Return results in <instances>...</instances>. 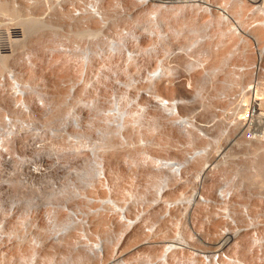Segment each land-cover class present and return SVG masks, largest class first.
Masks as SVG:
<instances>
[{"label": "rangeland", "instance_id": "rangeland-1", "mask_svg": "<svg viewBox=\"0 0 264 264\" xmlns=\"http://www.w3.org/2000/svg\"><path fill=\"white\" fill-rule=\"evenodd\" d=\"M69 4L70 0H0V119L9 118L8 114L21 115L7 91L10 88L16 94L21 106L24 94L13 85L15 74L22 83H32L39 92L36 95L42 94L40 97L49 90L55 97L52 106L58 111L89 114L93 118L89 124L92 130L105 126V114L112 111V123L121 126L124 120L127 142L121 141L122 135L117 130L101 137L97 132H87L78 139L70 125L65 131L51 135L43 119H35L33 123L23 116L17 121L21 128L15 127L16 133L7 138L10 153L0 162V227L6 219L19 224L21 231H14V235L30 237L34 247L15 246L13 254L17 262L13 264H25L27 256L33 258L34 264L107 263L117 248L126 252L149 240L161 243L171 238L184 239L192 248L201 249L205 248V241L207 249L212 250L225 241H221V235L230 236L229 231L236 229L241 232L231 239L233 243L228 246L231 244L233 248L228 253L249 264H264V139L262 145L240 142L225 146L223 137V130L232 127L238 117L245 87L252 86L247 85L249 74L240 76L233 69L235 63L242 62V56L238 52L233 54L228 70L211 71L207 80L201 72L193 71L207 64L205 58L202 60L204 54L198 51L202 46L211 44L214 50L219 48V28L207 27L194 35L198 41L192 47L181 48L178 44L157 51L169 77L162 82L146 80L145 68L153 65L154 52L146 55L143 63L126 60L123 55L126 48H156L157 39L150 33H140L139 26L150 25L147 16L158 12L170 27H161L162 39L171 41L181 16L197 18L203 14L201 10L178 8L175 12L182 10L172 17L175 12L148 6L136 10L128 19L122 11L132 9V0H80L82 17L74 19L67 11ZM91 5L103 19L91 14L88 9ZM231 7L232 14L239 18L247 10L240 2ZM32 19L39 24L33 33L28 30ZM123 28L136 30L141 36L127 37ZM183 29L179 40L188 35ZM82 30L92 33L84 37L74 35ZM68 36L79 47L91 48L96 54L101 52L105 59L99 63L110 75L104 81L99 77L94 81V74V84L82 88V93H90L95 99L83 97L82 102L72 106L62 101L66 91L61 80L67 79L69 73L52 66L47 57L48 48H59ZM211 57L215 59V55ZM180 58L192 61V67L177 64L176 59ZM151 70L148 68L146 73ZM239 77L243 84L235 81ZM176 78L185 83L192 79V85L189 88L173 85L171 80ZM157 96L191 100L190 107L182 108V112L192 113L198 135L209 132L208 136L216 143L208 146L195 136L186 137L179 126L172 125L169 118L157 111L154 101ZM35 98H28L27 103L35 113L42 112L43 101ZM205 124L206 131L202 126ZM20 140L25 142L24 148L19 147ZM204 146L208 148L206 161L211 164L197 157L190 160L184 180L176 178L168 167L156 164L157 159L180 160L172 166L183 171L186 154ZM36 151L39 154L32 157ZM92 154L106 176H110L113 201L119 205L128 202L129 225L124 222V215L111 213L106 183L95 176L99 171ZM210 166L205 181L198 183L195 171L201 168L198 176L202 177ZM78 170L81 178L76 176ZM196 190L213 203L208 209L202 208V214H192L189 208ZM219 194L226 199H220ZM26 208L30 210L28 214L23 213ZM73 209L82 211L76 214L65 211ZM95 245L101 247L104 260L99 258ZM149 248L142 249L144 254L159 253ZM197 261L186 253H178L180 264H201ZM138 263L139 259L133 261Z\"/></svg>", "mask_w": 264, "mask_h": 264}, {"label": "bare ground", "instance_id": "bare-ground-1", "mask_svg": "<svg viewBox=\"0 0 264 264\" xmlns=\"http://www.w3.org/2000/svg\"><path fill=\"white\" fill-rule=\"evenodd\" d=\"M236 2H240V5H245L247 7V10L245 11L243 17H241L242 19L232 14L231 5ZM69 5L70 7L67 9L69 14L74 19H80L82 17L80 11V0H70ZM132 5L133 6L131 10L124 9L122 11L128 17V19H131L133 17L136 10L143 9L144 7L148 6H157L158 10H164L166 12H175L178 8H182L184 10L186 8L190 10L198 9L203 12V14L198 15L200 17L197 18H195L194 16L182 15V21H175L177 22L176 26L178 28L176 26H173L177 28V32L173 33L171 41L162 39L163 32L161 27L168 28L169 26H167L168 24L166 25L165 21H162L160 19L159 14L157 15L158 12L156 14L147 16L146 21L150 25L142 24L139 26V30L140 33H150L152 35V38L157 39L156 48L139 47L138 49L136 48L133 50L126 48L123 52L126 60H138L142 63L146 55L151 56V53L154 52L155 60L153 65L145 68L144 78L146 80L148 79L155 82H162L165 77H169L168 75H166L167 73L165 72V68H163L161 65V60L159 59L160 56L156 54L157 51H165L168 50V48L178 44L181 45V48L192 47L198 41L197 39H194L195 34L200 31L203 32L207 27H217L219 29H216L221 34V41H218L217 44V47H219L218 50H214L211 44H205L204 46H202L198 51L200 54H204L202 60L205 58L204 62H206L207 64L203 69H193V71L201 72V76L207 80L210 77L211 71L228 70L227 67L232 63L231 56L238 52L240 56H242V62L240 64L235 63L233 69L239 72L240 76L249 74L251 76V79L247 85L252 84L251 87H245L246 95L241 103L244 104L243 106H246V108H244L242 112H245L248 107H250L256 101H259L262 116V118L259 120V123L264 124V72H261L262 70H264V33L261 32L264 31V0H132ZM88 9L91 14L98 13V11L94 9L93 5H91ZM63 10H65V8H63ZM180 10L175 12L172 17H176L179 14L178 12H180ZM96 16H98L100 19H103L101 14H97ZM181 17L177 20H180ZM189 21H191V24L188 26ZM222 24H224V28ZM28 26V30L33 33L39 27V24L34 19H32L30 23H28ZM183 28L186 29L188 35L187 37L185 36L182 40H179L178 38H180V34L184 32ZM122 32L127 37L141 36V34H137L138 32L136 30H131L130 28H123ZM91 33L92 32L90 30H82L79 32H74V35L77 37H84L86 35H90ZM68 35L70 36L71 34ZM69 36L66 37L59 48L55 49L52 48V46L49 47L47 50V57L52 66L57 67L61 71H67L69 73V77L67 79L61 80L66 91L65 95H63L62 97V101L64 104H69L70 106H72L74 103L82 102L84 100L83 97L89 100L95 99V97L92 98V94L90 93H88L87 95L84 94V92L82 93V88L94 84V74V81H96L97 77H99L101 81H104L105 79L110 78V75L108 72H106L107 68L99 63L103 61V59H105V57L102 56L101 52H98V54H96V51L92 50L91 48H82L81 46L79 47L76 44L77 42L75 40L73 42ZM253 44H255V46H253ZM238 46L240 49H237ZM234 50L236 51L233 52ZM212 54L215 55V59H212ZM96 55L97 58H95ZM256 55L261 59V65L263 66V69H260V71L257 72L252 69L253 63L256 60ZM176 63L185 64V67L187 68L192 67V61L190 62L186 58L176 59ZM148 68L152 69L150 73H146ZM157 70H160V72L162 73L157 74ZM81 71H84L85 73L81 74ZM13 76V85L16 89H22L21 91L24 96L22 99H20V102L21 100H23L20 106L19 98L16 96V94L13 95L10 88L7 90L9 94L13 96L15 107L20 110L21 115L17 116L16 114H8V119H6V116H3L0 119V132H2L3 135L1 136L0 134V145L3 146L4 143L6 144L3 146L5 154L9 153L7 138L12 133H16L15 127L21 128L18 126L17 121L22 119L23 116H25L27 120H30L33 123H35V119H43L47 126L44 127L47 128L48 133L51 135H57L58 133H61V131H65V129H67L66 127L70 125L73 128L72 131L75 134L73 136L78 139H82L83 134L87 132H97V134L101 137L108 135L106 134V132H110V134H112L117 130L119 131L118 133L122 135L121 141L124 143L127 142V138L124 135V132L127 131V129L125 128L124 120L121 126H118L116 123H112L111 121L114 116L112 111H107L105 114V126H98L96 129L92 130L89 124L93 122V118H91L89 114L83 116L82 112L77 113L64 110L58 111L54 108V105L52 106V102L54 104L55 97L50 94L49 90H46L45 95L43 97H40V95L42 94L36 95V93L39 92H37L35 86L32 83L24 84L17 78L15 74ZM171 81L173 85H185L187 88L192 85V79H190L188 83H185L183 80H180L178 78ZM235 81L238 84H243V81L240 77ZM35 95L37 96L36 98ZM146 97L150 96L146 95ZM28 98H35L39 102L43 101V106H41L43 111L35 113V111L27 103ZM154 101L157 111L160 113V115H165L167 118H169L172 125L179 126L181 132L186 137L195 136L196 139L198 138V140L204 142V144L208 146H210L212 143H216L212 139V137L208 136L209 132L205 133V135L203 136L198 135V133L194 130V121L192 120L191 115L192 113L182 112V108L190 107L191 100H187L185 98L166 99L157 96L155 97ZM24 108H26L28 112L24 111ZM51 115L53 116L52 119L49 118V116ZM242 118L243 115H241L240 111L238 119L235 120L234 125L227 130H223V137L226 140L225 144L227 143L225 146L237 145L240 144V142L262 145V140L264 139V129H262L261 134L256 136L255 140H247L244 137L245 128L241 123ZM202 126L206 131L207 125L205 124ZM44 130L47 131L46 129H43V131ZM232 134H234V136L231 138ZM18 145L20 148H24L25 142L23 140H20L18 141ZM207 150L208 148L204 146L199 147L193 152H188L186 154L187 158L184 159L186 164L184 165L183 171L174 169V167L176 168V165L172 166V164L176 161L181 162L180 160L157 159L156 164L160 167H168L176 176V178H178L179 180H184L186 178V173L188 172L187 166L190 163V160L193 161V159L197 157L199 161L202 160L206 163L208 162L206 161L208 158ZM38 154L39 153L36 151L35 153H32L31 156L33 157L34 155ZM23 158H27V156H23ZM92 159L96 161L99 171V174L97 173L95 176L106 183V193L108 198L107 203L109 209L111 210V213L124 215V222L129 225L128 218L126 217L128 211H130L128 202H120L119 205L118 203L113 201L115 195L113 193V184L109 179L110 176H106L103 167L94 155ZM208 163L211 164L210 162ZM211 167L212 166L208 168V170L202 177L198 176L202 166L199 170L195 171L197 172L196 181L198 183L205 181L206 175L211 170ZM80 175L81 171L79 172L78 170L76 176L81 178ZM219 197L222 200L226 199L223 194H219ZM212 204L213 203L210 199H208L202 192H197L196 190L192 194L189 208L192 214H202V211H204L202 208L208 209ZM29 211L30 210L26 208L23 213L28 214ZM65 211L70 214H76L80 213L82 210L73 209ZM14 231H21L20 225L11 222L10 220H6V226L0 229V264H13L14 262H17V257L13 254V248H15V246L21 245L34 247V243L32 242L30 237L27 236L25 239L16 237L14 235ZM229 232L231 233L230 236L221 235V241H225L220 243V245L218 246L219 248H215L212 250L207 249L208 245L203 238L202 241H204L206 246L202 249L192 248L190 245L191 243L187 242L184 239L171 238L170 241L161 243H159L158 241L153 242L155 240H149L146 241V244L142 246H135L126 252H123V250L117 248L112 258L107 263L100 261V264H133V261L135 259L140 260V263L138 264H180L178 262V253H186L187 256L198 260L197 262L201 264H249L243 259L237 256H232L228 253V250L233 248L231 244L229 245L231 246L229 248L228 244L231 242V239H234L239 235V232H241V230L236 229ZM180 242H183V244H181ZM96 246L97 245H95V247ZM262 246L264 247V245ZM144 247H150L149 249L157 250L159 253L155 256L146 255L143 252L144 250H142ZM97 248L98 252L100 253L99 258H101L102 260L104 253L101 254V247L97 246ZM32 259L33 258L31 256H27L25 258V264H34V261H32Z\"/></svg>", "mask_w": 264, "mask_h": 264}, {"label": "built area", "instance_id": "built-area-1", "mask_svg": "<svg viewBox=\"0 0 264 264\" xmlns=\"http://www.w3.org/2000/svg\"><path fill=\"white\" fill-rule=\"evenodd\" d=\"M253 46H255V44H253ZM254 51H255V49H254ZM255 58H256V60L253 63L252 69L255 72H257V71H260V69H263V66L261 65V59L259 57H257V55L255 56ZM261 72H264V70H262ZM242 106H241L240 110L238 111V115L241 111V115H243V118L241 119V123L243 124V127L245 128L244 137L247 140L253 141V140H255L257 135L261 134L262 129H264L263 128L264 124L259 123V120L262 118L260 104H259V101H256L254 104H252L250 107H248V109L245 110V112H242V111L244 110V108H246V106H243V107ZM6 119H8V118L6 117ZM237 119H238V117H237ZM0 134H1V136H3L2 132H0ZM4 145H6V144L4 143L3 146ZM3 146L0 145V162L3 161V157H5L6 154L10 153L9 152V153L5 154ZM8 147H9V145H8ZM4 226H6L5 220L3 222V226H1L0 229Z\"/></svg>", "mask_w": 264, "mask_h": 264}]
</instances>
